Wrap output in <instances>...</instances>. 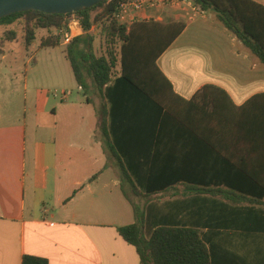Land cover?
<instances>
[{"label":"crops","instance_id":"crops-1","mask_svg":"<svg viewBox=\"0 0 264 264\" xmlns=\"http://www.w3.org/2000/svg\"><path fill=\"white\" fill-rule=\"evenodd\" d=\"M252 1L264 6V0ZM148 14L150 20H144L143 14L139 21L187 24L157 61L180 97L190 101L204 87L215 86L240 108L264 94V64L212 12L194 21L187 19L183 9L173 7ZM75 16L69 22L78 38L84 29ZM15 28L0 26V99L16 102L22 95L24 102L6 119L0 114V264H22L25 255L45 258L50 264H141L136 249L118 233V228L135 223H131L134 210L124 195L119 165L106 153L96 106L79 98L82 90L76 79L74 86L64 87L61 102L50 109L48 97L29 85L27 75L20 94V84L15 82L19 81L13 79L21 76L19 67L5 65L11 80L2 81L8 75L1 70L9 59L6 44L19 38L26 50L34 44L26 48L23 34ZM8 31L17 32L15 40L6 39ZM65 56L68 59L66 51ZM115 84L105 88L106 97ZM32 89L35 97L29 102ZM75 90L80 91L77 96ZM90 105L96 111L92 123L83 111ZM107 106L108 110L112 107L108 99ZM224 108H219L220 116L215 114L212 121V108L198 116L189 106L186 117L192 128L163 134L167 138L163 150L184 152L183 162L171 168L183 169L185 180L162 195H168L170 218L199 230L219 264H231L234 256L245 264H264V231L250 229L264 221V199L254 197L253 203H242L227 185L239 176L225 177L229 166L218 155L235 151L229 146L230 134L219 129L216 118L229 113ZM109 133L123 165L124 145L128 148L132 138L137 139L135 150L143 152L159 135L128 134L124 121L118 132ZM206 189L220 191L219 196L202 191ZM254 192L260 193L256 184ZM150 207L149 219L155 213Z\"/></svg>","mask_w":264,"mask_h":264},{"label":"trees","instance_id":"trees-1","mask_svg":"<svg viewBox=\"0 0 264 264\" xmlns=\"http://www.w3.org/2000/svg\"><path fill=\"white\" fill-rule=\"evenodd\" d=\"M121 1L124 0H110L71 15H50L38 11L19 13L0 20V26H17L20 23L26 48H29L36 40L38 30H61L69 24L72 15L80 19L84 35L68 45L66 53L78 87L87 97V102L96 106L106 153L119 165L124 180V195L135 213V223L118 228L120 237L136 249L141 264H219L199 230L172 220L169 214L149 226L147 210L151 202L185 180L183 169L171 168L183 162L184 152L163 150L167 140L163 134L192 128L186 117L189 106L198 116L212 108L209 112L212 121L215 114L218 116L219 108L225 107L229 113L216 118L219 129L230 134L229 146H234L235 151L218 155L225 166H229L225 169V177L239 176L234 184L227 182V185L242 203H253L251 198L254 197L264 199V94L255 96L240 108L234 106L228 95L215 86L204 87L190 101L180 97L157 61L180 37L187 24L152 20L136 21L130 26L120 25L116 21V12ZM193 1L201 10L212 12L264 64L263 5L252 0ZM99 9L101 12L94 17L93 12ZM99 23L107 38L105 56L96 54L91 35L92 28ZM16 36L15 31L5 34L8 40H15ZM61 43V38L49 35L41 40V47L57 48ZM118 55L120 70L116 72ZM113 81L116 84L108 89L106 97L105 88ZM91 95L98 99L99 104L91 99ZM223 98L228 100L229 107ZM107 99L112 104L110 110ZM123 121L124 132L128 134L139 131L159 134L143 152L135 150L136 138H132L127 149L124 145V165L109 133L110 130L118 132ZM255 184L260 192L258 195L254 192ZM202 191L214 197L220 192ZM135 198L142 203H135ZM250 229L263 232L264 221ZM231 260V264H245L236 256ZM22 264L50 263L45 258L25 255Z\"/></svg>","mask_w":264,"mask_h":264},{"label":"rangeland","instance_id":"rangeland-1","mask_svg":"<svg viewBox=\"0 0 264 264\" xmlns=\"http://www.w3.org/2000/svg\"><path fill=\"white\" fill-rule=\"evenodd\" d=\"M101 12V9L94 11L93 16L95 17L97 14ZM75 18H78L75 16ZM19 25H15V31L20 34V36L23 34L22 32V26L20 23H17ZM49 35L61 38L59 35V30H43L40 29L36 32V40L34 41L33 48L30 50H26L25 46L23 44V41L21 38L18 39V41L7 43L6 44V50L9 51V59L8 63L1 65V70L4 72L3 76V82H10L11 73H5L10 72L6 71L5 65L10 66L9 63L12 65L11 67L17 69L18 67L19 74L21 75L19 78H14V80H18L19 82L15 81L17 84H20L19 92L22 93V87L25 82V75H27V81L31 87H38V91L43 94V97H48L49 104L48 109L51 107L57 106L62 100V94L64 87H72L74 86L75 78L74 74L70 65V62L65 56V51L67 50V45H63V40L61 43V46L57 48H41L40 43L41 40ZM91 35L94 37V46H95V52L98 56H105L107 54V38L106 33L102 27V24H96L94 25L93 30H91ZM62 39V38H61ZM119 45L117 46V51L119 53ZM118 62L116 63L115 71L119 72L120 70V59L119 55ZM36 59V63H34L33 59ZM1 63V61H0ZM3 63V62H2ZM28 69L27 73H25V70ZM10 74V75H9ZM24 92V90H23ZM33 92V94H32ZM80 92V91H78ZM77 90H75L74 96L78 95ZM35 97V90H31V95L29 102L34 100ZM91 99H93L97 104H99L98 99L94 96H90ZM79 98L86 103V98L84 97V93L81 91L79 93ZM13 100H16L14 98ZM24 104L22 95H19L17 97L16 102H12L11 99L5 100V98L0 99V114L3 116L4 119L7 118L9 115H13L14 112H16V108L19 106L22 107ZM83 111L85 114H88L90 116V123L93 121L95 122V114L96 111L94 110V107L92 105L84 107ZM86 128H90L88 122ZM168 195H160L155 197V199L150 204V212L152 213L151 216L153 218H156L155 220H152V217L150 218L149 226L152 225L155 222H159L162 219V216H165L169 213L168 211ZM135 203H142L139 201L138 198L134 199ZM149 218V216H148ZM135 221V215L132 213V219L131 223ZM124 223H128V221H125ZM148 226V231L149 230ZM147 232V234H149Z\"/></svg>","mask_w":264,"mask_h":264},{"label":"built area","instance_id":"built-area-1","mask_svg":"<svg viewBox=\"0 0 264 264\" xmlns=\"http://www.w3.org/2000/svg\"><path fill=\"white\" fill-rule=\"evenodd\" d=\"M167 7L183 9L189 21L204 18L206 11L201 10L193 0H124L118 4L116 21L120 25L130 26L146 14L144 20H150L148 12L164 9ZM63 45H70L77 37L74 26L69 22L59 30Z\"/></svg>","mask_w":264,"mask_h":264},{"label":"water","instance_id":"water-1","mask_svg":"<svg viewBox=\"0 0 264 264\" xmlns=\"http://www.w3.org/2000/svg\"><path fill=\"white\" fill-rule=\"evenodd\" d=\"M107 1L110 0H0V20L31 11L50 15H71Z\"/></svg>","mask_w":264,"mask_h":264}]
</instances>
